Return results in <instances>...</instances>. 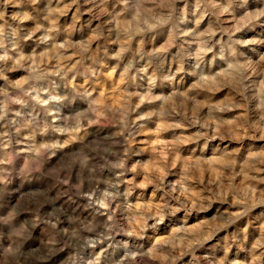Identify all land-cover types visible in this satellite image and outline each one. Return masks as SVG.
<instances>
[{
  "label": "rangeland",
  "instance_id": "rangeland-1",
  "mask_svg": "<svg viewBox=\"0 0 264 264\" xmlns=\"http://www.w3.org/2000/svg\"><path fill=\"white\" fill-rule=\"evenodd\" d=\"M0 264H264V0H0Z\"/></svg>",
  "mask_w": 264,
  "mask_h": 264
}]
</instances>
